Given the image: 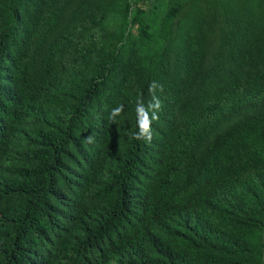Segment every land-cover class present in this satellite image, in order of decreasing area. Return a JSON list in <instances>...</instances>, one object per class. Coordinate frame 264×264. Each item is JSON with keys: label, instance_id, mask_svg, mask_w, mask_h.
<instances>
[{"label": "trees", "instance_id": "1", "mask_svg": "<svg viewBox=\"0 0 264 264\" xmlns=\"http://www.w3.org/2000/svg\"><path fill=\"white\" fill-rule=\"evenodd\" d=\"M71 1L0 0V264H262L264 30L247 46L223 10L230 29L201 71L200 23L172 38L165 14L141 55L129 33H103L99 0L59 28ZM138 102L151 141L134 138ZM246 108L257 115L196 156Z\"/></svg>", "mask_w": 264, "mask_h": 264}, {"label": "rangeland", "instance_id": "2", "mask_svg": "<svg viewBox=\"0 0 264 264\" xmlns=\"http://www.w3.org/2000/svg\"><path fill=\"white\" fill-rule=\"evenodd\" d=\"M88 0H72L64 10L60 20L61 28L69 19L77 5ZM106 9V18L102 24L105 35L123 37L130 34L132 42L138 47L139 54L155 45L152 33L158 26L162 16L177 12L171 27L172 38L184 34L189 24L200 23L205 36L204 57L201 71L210 69L213 57L219 48V40L230 28L225 25L223 10L227 9L233 16V22L240 24L244 32L243 42L249 46L262 41L257 35L264 30V0H99ZM135 17L139 20L136 23ZM53 41L49 37L46 45ZM260 43L258 44L257 43ZM173 56H169V66L172 68ZM257 113L246 108L235 114L227 121L220 123L213 132L200 144L196 156L214 140L220 133L245 119L255 117ZM264 242V228L262 231ZM62 264H73L72 254L69 253ZM108 264H122L121 260L112 258ZM264 264V258L262 261Z\"/></svg>", "mask_w": 264, "mask_h": 264}, {"label": "clouds", "instance_id": "3", "mask_svg": "<svg viewBox=\"0 0 264 264\" xmlns=\"http://www.w3.org/2000/svg\"><path fill=\"white\" fill-rule=\"evenodd\" d=\"M158 87V85L153 82L149 86V91L153 93V101L149 103L148 109L153 110L152 119H158V117L155 114V110H158L160 108V101L155 97L154 91ZM162 88V86H160ZM123 110V106H118L114 108L109 116V119L114 120L116 116H118ZM136 112L138 114V125L140 132L139 134L135 135V139L140 140L146 138L148 141H151L152 139V132H151V120L149 119L148 112L145 111V106L142 102H138Z\"/></svg>", "mask_w": 264, "mask_h": 264}]
</instances>
